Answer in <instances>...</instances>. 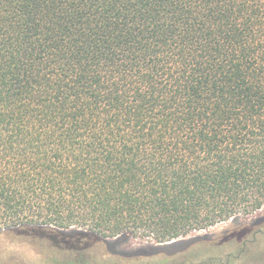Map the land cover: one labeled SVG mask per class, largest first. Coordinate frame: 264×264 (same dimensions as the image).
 Listing matches in <instances>:
<instances>
[{"label":"trees","instance_id":"1","mask_svg":"<svg viewBox=\"0 0 264 264\" xmlns=\"http://www.w3.org/2000/svg\"><path fill=\"white\" fill-rule=\"evenodd\" d=\"M261 209L264 0H0L1 241L115 264Z\"/></svg>","mask_w":264,"mask_h":264},{"label":"rangeland","instance_id":"2","mask_svg":"<svg viewBox=\"0 0 264 264\" xmlns=\"http://www.w3.org/2000/svg\"><path fill=\"white\" fill-rule=\"evenodd\" d=\"M264 209L239 216L181 238L157 244L150 240L119 237L97 241L88 254L98 260L111 257L115 264H264ZM248 227L239 239H223ZM107 241V242H106ZM35 244L30 239L0 240V264H52L66 252ZM220 243V244H219Z\"/></svg>","mask_w":264,"mask_h":264}]
</instances>
